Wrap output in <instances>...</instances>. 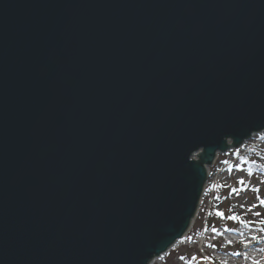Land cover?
<instances>
[{"label": "water", "instance_id": "1", "mask_svg": "<svg viewBox=\"0 0 264 264\" xmlns=\"http://www.w3.org/2000/svg\"><path fill=\"white\" fill-rule=\"evenodd\" d=\"M262 131L264 0H0V264H151Z\"/></svg>", "mask_w": 264, "mask_h": 264}, {"label": "rangeland", "instance_id": "2", "mask_svg": "<svg viewBox=\"0 0 264 264\" xmlns=\"http://www.w3.org/2000/svg\"><path fill=\"white\" fill-rule=\"evenodd\" d=\"M242 157L264 164V131L254 134L241 147L218 154L209 168L206 191L186 240L171 249L163 264H219L221 260L226 262L225 257H229V261L233 259L227 264H245L238 262L244 261L242 256H235L241 253V245L231 247L227 242L238 235L230 231L239 229L241 223L264 231V206L260 205V200L264 199V174L251 173ZM257 212L261 215L257 216ZM233 216L239 219H232ZM208 228L220 235H213L212 239L209 235L197 237L207 233ZM263 239L264 235L260 237ZM260 262L264 264V260Z\"/></svg>", "mask_w": 264, "mask_h": 264}, {"label": "built area", "instance_id": "3", "mask_svg": "<svg viewBox=\"0 0 264 264\" xmlns=\"http://www.w3.org/2000/svg\"><path fill=\"white\" fill-rule=\"evenodd\" d=\"M239 231H242L243 230V228L242 227H240L239 229H238ZM206 231V230H205ZM208 233V234H207ZM207 233H200V234H198V236L197 237H200V238H202V237H204L205 238V235H209L210 236V239H212V236L213 235H218L219 234V232L218 231H215V230H213L212 228H208L207 229ZM187 234H188V232L186 233V235L183 237V238H181L180 240H178V242L171 248V249H173V248H177L180 244H182V242L184 241V240H186V237H187ZM220 235V234H219ZM228 240V239H227ZM203 245V244H202ZM205 247H207V245L205 246ZM171 249L166 253V254H163V255H161L160 257H157V258H155L152 262H151V264H163V262L165 261V256L171 251ZM216 252H218V254H223V253H221V252H219V251H216ZM246 256H249V257H253L254 258V260H258L259 262H260V259H259V257H263V255L259 252V251H253V252H251L250 254H244V256L242 257L243 259H244V261H241L242 263H245V264H253V261L252 262H249L248 260H246ZM228 258L229 257H225V260H228ZM262 260H264V257H263V259ZM231 261H233V259H230V261L228 260V262H231ZM260 264H262V262H260Z\"/></svg>", "mask_w": 264, "mask_h": 264}, {"label": "trees", "instance_id": "4", "mask_svg": "<svg viewBox=\"0 0 264 264\" xmlns=\"http://www.w3.org/2000/svg\"><path fill=\"white\" fill-rule=\"evenodd\" d=\"M242 158H241V160L242 161L245 160L244 162L250 168L251 173L259 171V172H262L264 174V164H262L261 162L256 161V160L249 161V159L247 157H244L243 159ZM198 259H199V257L197 258V261H199Z\"/></svg>", "mask_w": 264, "mask_h": 264}, {"label": "snow or ice", "instance_id": "5", "mask_svg": "<svg viewBox=\"0 0 264 264\" xmlns=\"http://www.w3.org/2000/svg\"><path fill=\"white\" fill-rule=\"evenodd\" d=\"M260 205L264 206V199L260 200ZM256 215L259 216V215H261V213L257 212ZM231 218L232 219H239V217H237V216H233ZM253 239H255V238H253ZM253 264H259V262L254 260Z\"/></svg>", "mask_w": 264, "mask_h": 264}, {"label": "bare ground", "instance_id": "6", "mask_svg": "<svg viewBox=\"0 0 264 264\" xmlns=\"http://www.w3.org/2000/svg\"><path fill=\"white\" fill-rule=\"evenodd\" d=\"M193 223H194V221H193ZM192 223V224H193ZM243 235H239V238H241ZM259 259L260 260H262L263 259V257H259ZM246 260H248L249 262H252V260L250 259V257L249 256H246ZM242 261V260H241ZM232 262V261H231ZM239 263H242V262H240V260L238 261Z\"/></svg>", "mask_w": 264, "mask_h": 264}]
</instances>
